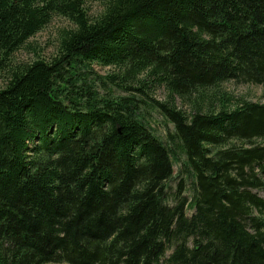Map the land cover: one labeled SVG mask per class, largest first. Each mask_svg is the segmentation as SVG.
I'll use <instances>...</instances> for the list:
<instances>
[{
    "label": "trees",
    "instance_id": "obj_1",
    "mask_svg": "<svg viewBox=\"0 0 264 264\" xmlns=\"http://www.w3.org/2000/svg\"><path fill=\"white\" fill-rule=\"evenodd\" d=\"M99 7L0 0V264H264V100L223 88L264 86V0Z\"/></svg>",
    "mask_w": 264,
    "mask_h": 264
},
{
    "label": "rangeland",
    "instance_id": "obj_2",
    "mask_svg": "<svg viewBox=\"0 0 264 264\" xmlns=\"http://www.w3.org/2000/svg\"><path fill=\"white\" fill-rule=\"evenodd\" d=\"M87 13L90 17L97 15L100 11L99 0H86ZM71 28L70 24L63 18L55 17L52 21L34 37H32L22 49H20L13 57V61L18 62H30L36 59H50L55 55L57 41L60 34ZM91 69L98 76L107 75L111 69L110 68H100L97 66H92ZM4 75L0 73V87L3 86ZM228 93L235 97L243 98L248 101H263L264 100V86H256L243 83H227L223 87ZM107 90L99 88L98 92L103 95ZM164 91L162 89H156L149 95L153 96L158 100H164ZM177 106H181L179 101L176 102ZM183 108H186V106ZM146 121L149 123L150 127L155 129L156 133L161 138L171 130L172 126L164 121L163 117L157 114L155 111L149 110L145 115ZM173 186V185H172ZM175 186V183H174ZM259 196L264 198V192H260ZM192 211H188V214Z\"/></svg>",
    "mask_w": 264,
    "mask_h": 264
}]
</instances>
